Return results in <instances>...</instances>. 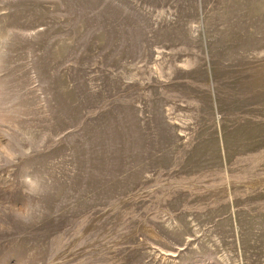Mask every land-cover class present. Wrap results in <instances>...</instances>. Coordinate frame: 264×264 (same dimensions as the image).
<instances>
[{
	"label": "rangeland",
	"instance_id": "374dc122",
	"mask_svg": "<svg viewBox=\"0 0 264 264\" xmlns=\"http://www.w3.org/2000/svg\"><path fill=\"white\" fill-rule=\"evenodd\" d=\"M0 264H264V0H0Z\"/></svg>",
	"mask_w": 264,
	"mask_h": 264
},
{
	"label": "clouds",
	"instance_id": "9594fccd",
	"mask_svg": "<svg viewBox=\"0 0 264 264\" xmlns=\"http://www.w3.org/2000/svg\"><path fill=\"white\" fill-rule=\"evenodd\" d=\"M22 192L26 197H34L37 200L46 194V190L30 175H25L22 177ZM21 209L16 213V219L22 223H30L32 220L42 214L41 206L39 204H30L27 200L22 206H19Z\"/></svg>",
	"mask_w": 264,
	"mask_h": 264
}]
</instances>
